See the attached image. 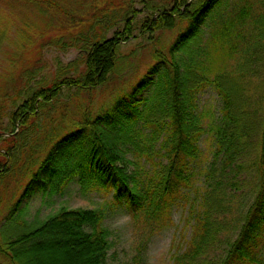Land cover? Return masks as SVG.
Returning <instances> with one entry per match:
<instances>
[{"label":"rangeland","instance_id":"1","mask_svg":"<svg viewBox=\"0 0 264 264\" xmlns=\"http://www.w3.org/2000/svg\"><path fill=\"white\" fill-rule=\"evenodd\" d=\"M79 1L64 2L67 12L75 15L73 19L47 13L40 15L31 6L21 3L9 10L0 5V25L4 24L2 27L6 30L0 26V94L5 88L1 77L10 70L6 63L12 52L15 56L23 51L28 61L32 59L27 54L38 60V63L33 61L23 67L24 59H20L22 67L28 69L25 73L22 69H14L17 77L23 75V80L27 81L22 92L24 100L48 81L75 77L83 70L86 50L95 37L102 33L104 38H110L121 29L124 21L132 18V12H136L133 37L119 47L108 80L92 90L64 89L48 104L40 105L35 119L28 122L29 129L15 135L17 142L9 155L6 171H2L5 155L0 152V172H3L0 176V245L37 228L62 209L97 210L103 214V227L108 232L109 264H174V258L184 250V241L192 235L196 212L200 211L204 216L207 210L206 218L215 229L212 231L215 240L205 247L195 264L219 260L225 251L226 238L234 237L237 224L251 205L260 183L258 158L264 125V0H248L253 6V19L242 27L236 50L225 60V65L223 61L213 60L212 42L220 36V23L234 11L240 0H225L224 6L201 25L199 35L173 56L169 49L185 30L187 21L172 17L170 21L175 23L174 27L152 30L148 23L154 22L157 14L164 10L161 0H146V5L142 3L144 0H130L128 11L106 16L82 32L79 28L87 27L80 25ZM19 35L24 36L20 40L30 36L29 45L26 40L19 44ZM159 60L164 64H160L157 74L153 75L152 88L142 93L146 99L145 107L151 106L149 114L143 115L144 121L167 120L171 89L163 97L164 101H158L154 95L159 87L162 91L164 88L160 76L168 71L172 80L178 72L182 100L188 106H195L192 108L194 127L203 130L198 143L199 153L189 172V188L185 189L184 198L170 208L167 219L155 220L146 213L150 199L147 193L155 188L156 176L167 164L165 158L155 156L158 142L149 145L153 131L149 123L139 124L141 130L134 142L141 150L147 151L150 147L151 160L137 153L131 142L123 157L128 173L134 174L138 184L140 208L128 209L125 196L117 203L111 192L84 191L73 182L61 194L36 196L22 202L20 211L10 216L55 141L75 130L84 118L92 120L103 114L118 97L129 93ZM196 89L193 96L190 91ZM219 91L228 94L232 121L221 115L225 101ZM2 126L6 133L10 132L12 126L6 116L2 117V123L0 121L1 129ZM224 129L232 135L239 134L242 129L240 136H233L240 149L233 153V159L226 151H217L215 147L217 137L223 138L217 132H224ZM0 261L7 264L2 255ZM260 264H264V251Z\"/></svg>","mask_w":264,"mask_h":264},{"label":"trees","instance_id":"2","mask_svg":"<svg viewBox=\"0 0 264 264\" xmlns=\"http://www.w3.org/2000/svg\"><path fill=\"white\" fill-rule=\"evenodd\" d=\"M64 2L68 4L70 0H0V5L9 10L21 3L31 6L40 15L47 13L73 19L75 15L67 12ZM130 2V0H80L82 13L80 25L87 27L79 28L80 31L92 28L98 23L97 21L106 16H113L117 11H128L130 8L127 6L131 4ZM161 2L164 10L157 14L154 22L151 20L148 23L153 27L152 30L174 27L175 23L170 21L172 17L180 18L181 22L187 21L185 30L174 40L169 49L173 56L199 35L201 25L224 6L225 0H161ZM142 3L146 5V0ZM135 17L136 12L133 11L132 18L124 21L121 29L116 30L110 38H104L102 33L98 34L86 50L83 70L75 77L48 81L26 100L22 97V92L27 81L23 80V75L17 77L14 69H22V73H25L28 69L23 67L33 64V61L38 63V60L27 54L32 59L28 61L23 51L19 55L12 56V52L8 56L6 64L9 65L10 70L1 77L2 86L5 88L0 94V121L2 123V117L6 116L12 127L9 133H6L4 126H2L3 130L0 128V152L2 156H6L2 171H6L9 155L17 142L15 135L29 129V120L35 119L40 105L48 104L64 89L92 90L108 80L115 67L119 47L133 37ZM259 18L263 19V15ZM252 19L253 6L248 0L243 2L240 0L234 11L219 25L220 36L217 41L212 42L213 60L223 61L225 65V60L230 59L236 50L242 27L246 21ZM143 28L146 26L144 25ZM2 29L5 30L3 27ZM18 38L24 39V36L19 35ZM25 40L29 45L30 36ZM25 40H20L19 44L22 45ZM20 59H24L23 67ZM160 64H164V61L159 60L153 65L129 93L118 97L103 114L97 115L92 120L84 118L75 130L59 139L56 138L58 140L26 185L10 216L20 211L22 202L30 201L36 196L53 197L61 194L73 182H77L84 191L111 192L113 201L117 203L125 196L128 209L140 208L138 184L134 174L128 173L123 157L126 146L131 142L137 153L140 152L151 160L152 154L149 149L152 142L156 141L158 151L155 152V156L165 158L167 164L161 167L163 172L157 174L158 182L155 188L147 193V197L150 194V199L146 213L148 212L155 220L167 219L170 208L184 198L185 189L189 188L191 180L189 172L191 165L197 159L199 138L203 130L194 127L192 108L195 106L191 103L192 107L188 106L182 100L178 72H175L172 80L168 71L160 76L164 88L162 91L159 87L154 95L158 101H164L163 97H166L171 89L167 120L144 121L143 115L149 114L151 106L145 107L146 99L142 93L152 88L154 84L152 77L157 74ZM197 91L198 89L190 93L194 96ZM219 92L223 94L225 101L221 115L225 120L232 121L228 94ZM140 123H149V127L153 130L147 151L141 150L134 142L141 130ZM217 133L224 139L217 137L216 150L226 151L230 159H233L235 157L233 153L239 149L234 139L240 136L242 129L239 130V134H235L236 136L232 135L231 131L226 132V129ZM259 151L260 183L251 205L243 215L242 221L237 224L234 237L226 238L223 256L219 260L203 261L200 264H260L264 251V125ZM2 173L0 172V176ZM200 208L207 209L203 206ZM205 212L208 211H204V216L202 212H196V217L193 218L195 223L191 226L192 235L189 240L184 241V250L174 258V264H195V260L205 247H209L210 242L215 240V233L212 234L215 229L207 220L208 216ZM109 250L110 243L108 232L103 227V214L97 210L86 209H62L37 228L0 245V255L7 264H109Z\"/></svg>","mask_w":264,"mask_h":264}]
</instances>
